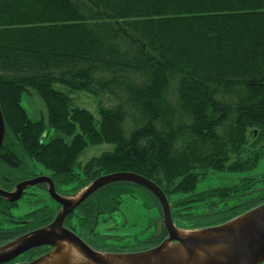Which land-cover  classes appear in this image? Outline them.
I'll return each mask as SVG.
<instances>
[{
	"label": "trees",
	"instance_id": "16d2710c",
	"mask_svg": "<svg viewBox=\"0 0 264 264\" xmlns=\"http://www.w3.org/2000/svg\"><path fill=\"white\" fill-rule=\"evenodd\" d=\"M80 92L101 99L99 120L74 106L70 94ZM30 93L45 106L46 123L23 108ZM0 109V188L35 177L36 165L61 196L133 173L162 190L178 228L225 224L264 204V176L195 189L211 174L248 173L264 158V0H0ZM46 125L56 135L44 143ZM102 144L114 149L81 165L82 153ZM127 199L160 211L149 191L119 181L92 193L65 223L90 233ZM8 207L0 200V210ZM56 212L29 218L48 216L50 224Z\"/></svg>",
	"mask_w": 264,
	"mask_h": 264
},
{
	"label": "water",
	"instance_id": "95a60500",
	"mask_svg": "<svg viewBox=\"0 0 264 264\" xmlns=\"http://www.w3.org/2000/svg\"><path fill=\"white\" fill-rule=\"evenodd\" d=\"M4 135L5 124L0 109V151ZM119 181L137 184L153 194L158 200L168 237L156 248L129 254L98 252L90 248L73 231L63 227L64 219L92 193L109 183ZM37 184L47 185L49 196L60 206V210L46 228L35 230L1 246L0 264H5L23 252L38 246L52 248L51 252L28 263L38 264L56 250V245L59 242L71 245L91 264H111L105 259L107 257L118 261H130L127 262L128 264H261L264 262V204L222 225L182 230L174 225L168 200L162 190L153 182L133 173H114L101 176L72 196L58 195L52 180L49 177L41 176L17 184L11 192L0 189V197L12 203L16 202L21 198L25 189ZM243 217L246 218L243 225L239 227L231 225ZM179 232L191 234L181 236ZM168 245L176 249V256L173 255V258L169 254L166 255ZM218 246L223 248L219 259L207 254V248Z\"/></svg>",
	"mask_w": 264,
	"mask_h": 264
},
{
	"label": "rangeland",
	"instance_id": "374dc122",
	"mask_svg": "<svg viewBox=\"0 0 264 264\" xmlns=\"http://www.w3.org/2000/svg\"><path fill=\"white\" fill-rule=\"evenodd\" d=\"M56 89L63 90L59 86H56ZM70 98L72 99L74 106L89 111L96 120H99L98 106H99V101L101 99L99 100L86 93H81V92L70 94ZM21 103L27 115L33 121L44 119L45 123L47 122L45 106L36 95H34L33 93H30L29 96L27 94L23 95ZM101 103L107 105L105 104V100H103ZM55 135H56L55 132L47 126L46 134L42 137L41 142L47 143ZM113 149L114 146L107 144L88 147L80 156L79 161L81 165H83L90 158L98 156L106 151H112ZM36 169L37 171L45 175L48 176L50 175L49 172L46 171L40 165H36ZM261 176H264V158L261 160L259 165L254 170L248 173L211 174L210 178L201 180L197 184L195 192H202L216 187L232 186L237 184L238 180L244 177L259 178ZM34 197L35 198L33 199H27L25 197L21 201H19L17 206L12 208L11 214L15 217L14 219L8 221L5 220L0 215V222L4 223V225L6 226H9L11 224L13 225V223L18 222V217H24L25 214L32 212L43 205H48L51 208L54 206V202L48 197V195L42 189H38L36 191V196ZM234 202H235L234 200L231 201L232 204ZM235 205H231V207ZM157 215L158 214L156 210L154 209L147 210L145 207L139 204L138 201L127 199L124 207L120 210L119 213L114 215L111 219H107L106 217L103 216L100 217L98 220V224L96 225L95 231L99 232L100 234H104L107 232V233L116 234V236L118 237L121 236L122 241H120L118 237L113 238V241H117V242L120 241L124 245L130 244L133 241V239H138L139 241L144 242L153 233L155 228L154 226L156 227L159 226L158 223L159 218Z\"/></svg>",
	"mask_w": 264,
	"mask_h": 264
},
{
	"label": "flooded vegetation",
	"instance_id": "af4514ba",
	"mask_svg": "<svg viewBox=\"0 0 264 264\" xmlns=\"http://www.w3.org/2000/svg\"><path fill=\"white\" fill-rule=\"evenodd\" d=\"M41 176L49 177L51 179L50 176L45 175V174L37 171V174L35 177L29 178L26 180L34 179V178L41 177ZM254 178H257V177H254ZM26 180H23V181H26ZM23 181H21V182H23ZM15 186L11 190H5L2 188H0V189L4 190L6 192H11L14 190ZM54 188H55V186H54ZM38 189H42L48 195V197L51 199V197L48 194L47 185L37 184L35 186H32V187L25 189L22 193L21 198L16 202L12 203L3 197H0L1 201H3L4 203L9 205V207L7 208V211L5 209L0 210V215L5 220H8V221H10L11 219H14L15 217L11 214L12 208L17 206L19 201H21L25 197L27 199L35 198L34 196H36V191ZM58 195H60V194H58ZM42 208H46L47 210L48 209H56L57 210L56 214L60 210V206L56 202H54V206L52 208L49 207L48 205H43V206L37 208L36 210L42 209ZM36 210L25 214L24 217H18V222L17 223L12 222L13 225L11 224L9 226H6V225H4V223L0 222V235L1 234L3 235V233H5L6 230L15 231V233L12 234L8 238H1L0 237V247L6 245V244H8V243H10L16 239H19L22 236L30 234V233L34 232L35 230L44 229L49 225L48 216H46L45 219L41 217L42 221H38L36 218H32V217L29 218ZM154 210H156L157 214H158L157 216L159 218V220H158L159 226H158V223H157L158 227L154 226L155 228H154L153 233L144 242L139 241L138 239H133V241L130 244L124 245L120 242V241H122V237L121 236L118 237V236H116V234L107 233V232L104 234H100L99 232H96L95 229L90 233L84 232L83 230L80 229V226L77 224L76 220H74V219L69 220V225L66 224L65 220L68 216L63 221V227L68 229V230L73 231L81 240H83L90 248H92L95 251L103 252V253H119V254L139 253V252H144V251L156 248L168 237L167 232H166L165 227H164V224H163V216H162L161 208H160V211L158 209H154ZM56 214L54 215V218H55ZM116 214H114V215H116ZM170 214H171V210H170ZM114 215L103 216V217H106L107 219H111ZM100 217H102V216H100ZM171 218H172V216H171ZM172 221H173V219H172ZM173 223H174V221H173ZM174 225H176V224L174 223ZM162 226H163L164 231H165V233H163V234L161 233L162 232ZM206 228H208V227H206ZM117 237L120 241L119 242L113 241V238H117ZM51 250H52V248H50L49 246H38V247H35V248H32L30 250L23 252L22 254L18 255L17 257H15L14 259H12L11 261H9L5 264H28V263L32 262L33 260L51 252ZM111 251H115V252H111ZM261 264H264V262H262Z\"/></svg>",
	"mask_w": 264,
	"mask_h": 264
},
{
	"label": "bare ground",
	"instance_id": "6f19581e",
	"mask_svg": "<svg viewBox=\"0 0 264 264\" xmlns=\"http://www.w3.org/2000/svg\"><path fill=\"white\" fill-rule=\"evenodd\" d=\"M246 221V218L243 217L241 219H238L231 224L234 227H239L240 225H243ZM181 236L189 235L191 233H185V232H179ZM222 247H211L207 248V254L210 255L213 258H220V253L222 251ZM168 254L173 258L176 256V249L171 246H167L166 249V255ZM174 255V256H173ZM107 257V256H106ZM107 257L105 258L109 263L111 264H128L127 262L130 261H118L116 259ZM38 264H91L89 261L83 258L76 249H74L71 245H69L66 242H59L56 245V250L46 256L43 260H41Z\"/></svg>",
	"mask_w": 264,
	"mask_h": 264
}]
</instances>
